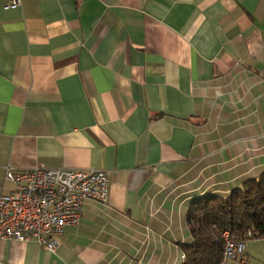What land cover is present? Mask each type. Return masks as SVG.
<instances>
[{"label":"crops","instance_id":"1","mask_svg":"<svg viewBox=\"0 0 264 264\" xmlns=\"http://www.w3.org/2000/svg\"><path fill=\"white\" fill-rule=\"evenodd\" d=\"M38 164L106 202L0 264H180L190 202L264 171V0H0V193Z\"/></svg>","mask_w":264,"mask_h":264},{"label":"built area","instance_id":"2","mask_svg":"<svg viewBox=\"0 0 264 264\" xmlns=\"http://www.w3.org/2000/svg\"><path fill=\"white\" fill-rule=\"evenodd\" d=\"M16 4L12 1L7 5ZM4 181L12 188L0 193V241L34 240L49 251L55 250V239L65 226L78 224L86 201L106 202L109 187L108 176L102 170L50 168L41 164L28 169L7 166ZM221 236V264H249L244 242L226 230Z\"/></svg>","mask_w":264,"mask_h":264},{"label":"trees","instance_id":"3","mask_svg":"<svg viewBox=\"0 0 264 264\" xmlns=\"http://www.w3.org/2000/svg\"><path fill=\"white\" fill-rule=\"evenodd\" d=\"M187 213L191 242L182 245L180 264H221L224 230L244 245L247 239L264 238V171L226 196L193 200ZM244 255L249 259L245 249Z\"/></svg>","mask_w":264,"mask_h":264},{"label":"rangeland","instance_id":"4","mask_svg":"<svg viewBox=\"0 0 264 264\" xmlns=\"http://www.w3.org/2000/svg\"><path fill=\"white\" fill-rule=\"evenodd\" d=\"M245 250L249 264H263L264 262V238H251L245 241ZM225 264H235L227 261Z\"/></svg>","mask_w":264,"mask_h":264}]
</instances>
